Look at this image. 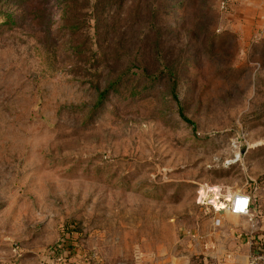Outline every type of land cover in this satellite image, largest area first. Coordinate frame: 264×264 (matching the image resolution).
Wrapping results in <instances>:
<instances>
[{
	"label": "rangeland",
	"instance_id": "obj_1",
	"mask_svg": "<svg viewBox=\"0 0 264 264\" xmlns=\"http://www.w3.org/2000/svg\"><path fill=\"white\" fill-rule=\"evenodd\" d=\"M224 3L0 0L2 264H168L212 191L264 222V0Z\"/></svg>",
	"mask_w": 264,
	"mask_h": 264
},
{
	"label": "crops",
	"instance_id": "obj_2",
	"mask_svg": "<svg viewBox=\"0 0 264 264\" xmlns=\"http://www.w3.org/2000/svg\"><path fill=\"white\" fill-rule=\"evenodd\" d=\"M239 193L232 195L222 192L221 194L224 198H232ZM232 217L237 218L238 221L233 222ZM217 220L221 223L220 227L215 226ZM198 226L199 230H190L187 235L184 233L186 235L187 246L184 247L186 253L183 254L181 259H171L172 262L168 261V264H213L220 258L225 249L228 252H238L239 262L245 264L252 247L264 243V222L258 218L253 207L249 217L235 216L229 211L215 214L210 208L207 228L204 229V224H198ZM65 255H63L62 251L56 257L59 264L65 262L64 259L67 256ZM73 256L66 264H77L76 262L83 260L84 263L82 264H86L84 255Z\"/></svg>",
	"mask_w": 264,
	"mask_h": 264
},
{
	"label": "built area",
	"instance_id": "obj_3",
	"mask_svg": "<svg viewBox=\"0 0 264 264\" xmlns=\"http://www.w3.org/2000/svg\"><path fill=\"white\" fill-rule=\"evenodd\" d=\"M235 2V0H225L224 3V9H228L230 6V3ZM213 193L207 197L202 198L200 200V205H207L209 206L215 214H219L224 211H229L235 216L239 217H249L252 210V205L254 202V199L251 195L246 193H239L232 198L223 197V195L219 192L215 193V191H212ZM210 200H207L209 199ZM238 200H246V205L244 206V209L242 211L238 210L237 207V201ZM207 201V202H206ZM216 227H220L221 223L219 220L215 222ZM217 259V258H216ZM59 262V261H58ZM0 264L2 262L0 261ZM213 264H241L239 262V255L236 251L228 252V250H224L223 254L220 256L219 259L216 260ZM245 264H264V244H257L254 245L250 251V253L247 256V261Z\"/></svg>",
	"mask_w": 264,
	"mask_h": 264
},
{
	"label": "trees",
	"instance_id": "obj_4",
	"mask_svg": "<svg viewBox=\"0 0 264 264\" xmlns=\"http://www.w3.org/2000/svg\"><path fill=\"white\" fill-rule=\"evenodd\" d=\"M2 22H5L6 19H2L1 20ZM73 234V233H72ZM74 237L70 238V237H67L66 239H64L63 241V244L61 245V248L59 249V252L58 253H54V256L55 257H58V255L60 254V251H63V255H65V262L62 263V264H66L68 263L69 259L72 258V256L74 255L73 254V245L74 243L76 242L75 239H73ZM264 244V243H263Z\"/></svg>",
	"mask_w": 264,
	"mask_h": 264
},
{
	"label": "clouds",
	"instance_id": "obj_5",
	"mask_svg": "<svg viewBox=\"0 0 264 264\" xmlns=\"http://www.w3.org/2000/svg\"><path fill=\"white\" fill-rule=\"evenodd\" d=\"M201 195H203V193H201ZM246 203H247L246 200H238L237 201L238 210L242 211Z\"/></svg>",
	"mask_w": 264,
	"mask_h": 264
}]
</instances>
